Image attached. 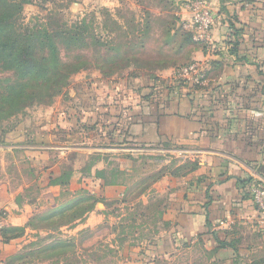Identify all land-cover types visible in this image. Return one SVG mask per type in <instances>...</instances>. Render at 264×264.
<instances>
[{
    "label": "crops",
    "instance_id": "0c3cea01",
    "mask_svg": "<svg viewBox=\"0 0 264 264\" xmlns=\"http://www.w3.org/2000/svg\"><path fill=\"white\" fill-rule=\"evenodd\" d=\"M175 1L185 28L188 0ZM204 1L219 17L211 37L220 47L206 65L204 84L177 86L172 66L135 87L110 84L105 91L96 83L108 78L99 73L70 91L64 104L34 106L0 132V229L25 226L62 191H74L77 179V189L109 197L129 185L120 174L149 167L160 172L156 185L168 194L158 257L192 251L190 264H264V225L248 192L251 182H264V0ZM61 2L80 11L88 3L119 4ZM40 4L49 3L31 0L24 9ZM227 19L244 29L237 54L226 42L233 39L226 37ZM206 58L199 45L189 44L185 63ZM65 175L68 187L52 184ZM101 217L93 210L82 225ZM28 233L7 242L0 233V264L31 239Z\"/></svg>",
    "mask_w": 264,
    "mask_h": 264
},
{
    "label": "rangeland",
    "instance_id": "374dc122",
    "mask_svg": "<svg viewBox=\"0 0 264 264\" xmlns=\"http://www.w3.org/2000/svg\"><path fill=\"white\" fill-rule=\"evenodd\" d=\"M48 3L32 11L22 4V17L32 28L75 35L70 43L68 37L53 40L60 50L59 61L69 71L55 89L41 92L37 100L14 114L2 115V133L27 118L34 106L64 104L70 91L95 80L99 73L108 78L96 83L105 91L111 89L110 84L121 90L187 61L190 42L175 0H119L114 9L88 3L83 11L79 6L72 9L70 2ZM52 66H56L54 61ZM0 78L12 76L0 72ZM125 78L135 80L109 81ZM150 169L141 168L131 177L120 174L117 178L129 185L123 193L109 197L77 189L79 180H75L74 191H62L52 206L29 218L25 226L7 228L10 236L18 238L29 230L32 237L4 264H190L192 251L187 255L156 254L157 237L165 228L168 194L156 185L160 172ZM107 178L117 180L110 173ZM68 180L65 175L52 184L68 187ZM93 210L102 216L100 221L82 225Z\"/></svg>",
    "mask_w": 264,
    "mask_h": 264
},
{
    "label": "trees",
    "instance_id": "16d2710c",
    "mask_svg": "<svg viewBox=\"0 0 264 264\" xmlns=\"http://www.w3.org/2000/svg\"><path fill=\"white\" fill-rule=\"evenodd\" d=\"M0 0V72L10 73L12 78H0V117L4 114H14L41 96V92L55 89L69 71L64 63L59 61L58 46L54 39L68 37L70 43L75 35L63 30L51 32L46 29L32 28L22 17V4L31 0ZM236 19H227L226 37L233 36L229 51H239L240 38L243 33L236 24ZM190 43L192 34L186 31ZM196 44V43H195ZM52 61L56 66H52ZM185 64V63H183ZM62 67V69H60ZM7 228L0 229L3 242L11 238Z\"/></svg>",
    "mask_w": 264,
    "mask_h": 264
},
{
    "label": "built area",
    "instance_id": "2783aa9c",
    "mask_svg": "<svg viewBox=\"0 0 264 264\" xmlns=\"http://www.w3.org/2000/svg\"><path fill=\"white\" fill-rule=\"evenodd\" d=\"M186 5L190 11V18L185 24V28L192 34V40L201 47L208 58L205 61L192 60L177 66L173 69L171 76L177 86L186 84L191 85V87H198L204 84L206 80L208 61L220 49L211 37V29L219 17L204 0H188ZM248 192L259 213V220L264 225V182H251L248 185Z\"/></svg>",
    "mask_w": 264,
    "mask_h": 264
}]
</instances>
